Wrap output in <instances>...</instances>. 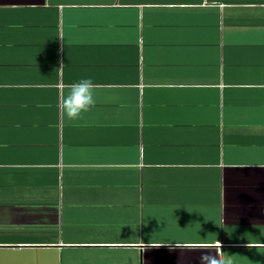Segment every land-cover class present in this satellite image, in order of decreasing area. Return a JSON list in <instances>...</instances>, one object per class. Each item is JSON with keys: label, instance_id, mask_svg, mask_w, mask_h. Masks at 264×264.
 Instances as JSON below:
<instances>
[{"label": "crops", "instance_id": "obj_1", "mask_svg": "<svg viewBox=\"0 0 264 264\" xmlns=\"http://www.w3.org/2000/svg\"><path fill=\"white\" fill-rule=\"evenodd\" d=\"M206 252L264 264V0H0V264Z\"/></svg>", "mask_w": 264, "mask_h": 264}, {"label": "clouds", "instance_id": "obj_2", "mask_svg": "<svg viewBox=\"0 0 264 264\" xmlns=\"http://www.w3.org/2000/svg\"><path fill=\"white\" fill-rule=\"evenodd\" d=\"M67 94L61 100V108L69 122H78L82 116L96 104V84L92 79L86 78L78 82L65 85ZM218 248H222L219 241ZM199 264H233L231 258H225L221 253L219 257L206 252L199 257Z\"/></svg>", "mask_w": 264, "mask_h": 264}]
</instances>
